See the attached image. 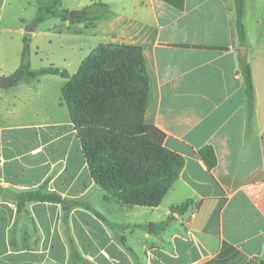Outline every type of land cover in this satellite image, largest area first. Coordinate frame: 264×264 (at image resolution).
<instances>
[{"label":"crops","instance_id":"obj_1","mask_svg":"<svg viewBox=\"0 0 264 264\" xmlns=\"http://www.w3.org/2000/svg\"><path fill=\"white\" fill-rule=\"evenodd\" d=\"M54 1L64 11L88 10L81 20L34 25L30 53L42 36L57 44L55 59L41 68L72 76L100 45L139 47L148 80L143 121L165 135L164 147L184 166L157 207L124 205L91 177L62 102L66 79L45 74L0 88L1 190H40L64 201L16 202L0 194V264H263L264 0H242L245 47L235 0L25 6ZM242 60L253 79L250 116ZM29 61L38 70L31 54ZM207 147L216 159L211 169L197 154ZM183 203L185 211L167 222ZM133 216L143 222L128 223Z\"/></svg>","mask_w":264,"mask_h":264},{"label":"trees","instance_id":"obj_2","mask_svg":"<svg viewBox=\"0 0 264 264\" xmlns=\"http://www.w3.org/2000/svg\"><path fill=\"white\" fill-rule=\"evenodd\" d=\"M179 5L182 0H163ZM239 47H245L243 1L235 0ZM57 1L37 15L40 23L58 16L67 21V11L57 12ZM100 9L104 5L97 4ZM88 10V9H86ZM40 9H38V13ZM20 66L14 76L20 80L53 74L66 79L62 102L77 131L91 177L106 195L127 206L155 208L172 188L184 159L164 147L165 135L143 121L148 80L141 49L136 46L103 44L86 57L72 76L53 67L30 69V36L22 39ZM240 72L249 116L254 109V86L250 66L242 60ZM211 169L216 159L211 148L197 152ZM4 190L0 188L2 195ZM28 201L64 203L54 193L40 190L26 193ZM19 208L22 203H18ZM188 203L171 209L182 213ZM165 226L162 223L160 227ZM264 264V262H263Z\"/></svg>","mask_w":264,"mask_h":264},{"label":"rangeland","instance_id":"obj_3","mask_svg":"<svg viewBox=\"0 0 264 264\" xmlns=\"http://www.w3.org/2000/svg\"><path fill=\"white\" fill-rule=\"evenodd\" d=\"M1 1L2 0H0V7L2 4ZM25 1L26 0H6L3 8H0V73H3L6 77L14 76L16 70L19 68L23 45L22 39L24 36H30V33L23 34L24 36L21 35L18 29H34V25L38 24L37 30H41L44 26L49 24L45 23V21L51 22L54 20V22H60L58 16H53L43 21L44 23H37V15H45V8L51 6L52 3L42 7L40 6L38 8L40 12L38 13V9L33 10L25 6ZM53 8L60 13L64 11L57 5ZM37 41L38 49L32 45L30 53L32 56V66L35 67V69L48 66L49 63L55 59V51L57 48L55 40H51L50 42L45 36L40 37ZM141 219L140 216H133L128 219V223L143 222ZM149 224L150 222H147L145 225L149 227Z\"/></svg>","mask_w":264,"mask_h":264},{"label":"water","instance_id":"obj_4","mask_svg":"<svg viewBox=\"0 0 264 264\" xmlns=\"http://www.w3.org/2000/svg\"><path fill=\"white\" fill-rule=\"evenodd\" d=\"M86 15L87 12L85 10H70L67 13V21L73 22V21L81 20L84 19ZM26 31L28 33H31L33 32V28L27 29ZM18 80L19 78L16 76H8V77L0 76V88L11 86L15 81ZM3 196L16 202H22L24 200H27V196L15 192H10L8 190H5L3 192Z\"/></svg>","mask_w":264,"mask_h":264}]
</instances>
